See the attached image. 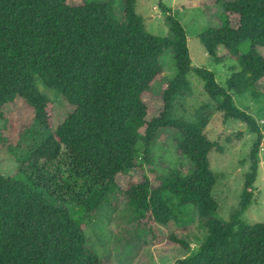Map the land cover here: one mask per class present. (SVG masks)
I'll use <instances>...</instances> for the list:
<instances>
[{"label":"trees","instance_id":"16d2710c","mask_svg":"<svg viewBox=\"0 0 264 264\" xmlns=\"http://www.w3.org/2000/svg\"><path fill=\"white\" fill-rule=\"evenodd\" d=\"M118 1L123 4L121 17L115 0H82L79 5L0 0V145L18 157L23 135L32 131L27 128L15 145L3 138V110L17 99L33 110L38 131L48 132L25 151L13 178L0 172V264H103L86 246L69 208L84 207L93 214L112 193L133 205L143 227L175 220L176 206L194 208L206 236L196 252L177 264H264V224L241 220L252 203L263 134L232 103V95L264 77V57L258 51L264 48V0L222 2V25L198 35L213 63H239L240 70H229L225 88L210 71L192 66L185 30L168 7L159 4L169 34L158 37L144 30L135 11L137 0ZM231 16L238 17L237 26ZM166 52L176 74L159 93L162 109L146 120L143 96L160 80ZM189 73L203 82L224 121H239L254 135L239 209L226 222L214 216L218 204L211 196L215 177L208 155L216 145L203 134L208 105L198 108L191 122L173 116L175 102L190 94ZM39 85L58 93L69 110L54 130V106ZM166 129L173 132L175 148L191 170L185 175L169 170L156 177L157 184L143 174L140 182L120 187L118 176L152 163L151 147ZM168 241L189 249L173 235Z\"/></svg>","mask_w":264,"mask_h":264},{"label":"rangeland","instance_id":"374dc122","mask_svg":"<svg viewBox=\"0 0 264 264\" xmlns=\"http://www.w3.org/2000/svg\"><path fill=\"white\" fill-rule=\"evenodd\" d=\"M81 1L68 0V3L79 5ZM224 1L229 0H162L161 2L137 0L135 11L142 19L146 32L158 37H167L169 30L165 23V14L159 4L168 7L185 30L192 66L210 71L216 83L225 88L226 81L231 75L229 70L231 68H234V71L240 70L239 63L233 60L213 63L198 39V35L208 28H219L222 25L223 13L220 4ZM114 6L117 15L121 17L123 4L115 0ZM230 22L233 26H237L238 17L231 16ZM258 51L264 57V48H258ZM219 53H224L222 48ZM161 67L163 72L160 80L154 83L152 93L143 96L148 106L146 120L155 117L162 109L159 93L166 87L165 80L175 77L174 60L169 52L162 56ZM187 80L190 84V94L175 102L173 116L191 122L194 120L195 111L208 105L204 109L207 123L203 128V134L216 145L208 155L209 169L215 177L211 196L218 204L214 216L226 222L239 209L244 175L250 169L249 153L254 135L239 121L223 120L222 113L215 111L204 92L203 82L196 75L189 73ZM38 89L54 106L51 126L54 130L67 116L69 110L62 104L58 93L41 85ZM232 103L238 111L248 114L255 120L263 134L252 203L241 215V220L248 225L264 224V77L246 92L232 95ZM3 112L6 123L2 132L7 144L15 145L27 128L32 129L27 136L23 135L18 157L8 153L6 148L8 146L0 145V172L6 177L13 178L20 164L19 159L25 151L35 148L48 132L38 131L39 129L33 124V110L20 99L6 106ZM151 148L152 163L144 164L143 169H134L128 176H118L117 182L120 187L125 189L132 180L140 182L143 174L157 184L156 177L166 175L169 170L177 169L182 175L191 170L189 162L177 152L171 130H161ZM69 210L72 218L84 232L86 246L103 264H177V261L196 252L206 236L202 222L196 217L194 208L189 205L176 206L174 208L176 219L158 227L138 225L133 205H130L123 195L115 193H112L93 214H86L84 207H70ZM170 235L185 241L189 249L183 251L182 248L168 241Z\"/></svg>","mask_w":264,"mask_h":264}]
</instances>
